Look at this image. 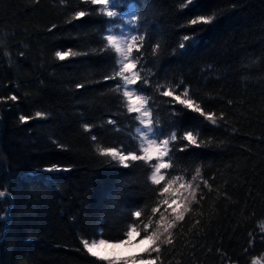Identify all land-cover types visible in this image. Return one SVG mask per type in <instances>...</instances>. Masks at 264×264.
I'll use <instances>...</instances> for the list:
<instances>
[{"label":"trees","instance_id":"obj_1","mask_svg":"<svg viewBox=\"0 0 264 264\" xmlns=\"http://www.w3.org/2000/svg\"><path fill=\"white\" fill-rule=\"evenodd\" d=\"M127 3L138 6L141 30L151 37L141 52L155 75L141 74L153 81L146 92L161 128L170 134L175 124L180 135L199 128L211 143L177 151L160 186L150 183L152 169L143 162L123 168L99 156L98 146L139 149L138 121L110 90L117 81L103 80L115 67L114 53L98 51L106 18L93 13L72 20L75 11L91 8L82 0H0V98L18 97L0 100V191H6L0 211L11 206V223L0 226V264H107L83 248L82 238L102 230L110 242L124 239L132 211L142 210L146 222L157 189L172 177L190 181L197 167V182L207 180L211 191L200 184L198 202L172 230L173 244L151 253L160 257L156 264H251L264 256V0H195L186 8V0ZM197 15L215 19L187 26ZM193 31L197 45L180 50L182 36ZM68 49L88 54L55 58ZM156 83L179 85L177 91L187 86L205 111L224 114L221 126L179 105L181 115L172 117ZM36 112L45 115L35 118ZM20 115L32 119L21 124ZM109 118L117 124L108 125ZM50 165L70 170L42 171ZM143 249L136 255L148 258Z\"/></svg>","mask_w":264,"mask_h":264},{"label":"snow or ice","instance_id":"obj_2","mask_svg":"<svg viewBox=\"0 0 264 264\" xmlns=\"http://www.w3.org/2000/svg\"><path fill=\"white\" fill-rule=\"evenodd\" d=\"M34 2L38 3L39 0H34ZM61 2L64 3L65 0H61ZM82 2L90 5L91 8L75 11L71 19L74 21L82 20L93 13L106 18L104 21L106 27L102 35L104 43L98 51L99 53H114L115 67L112 69L110 75L103 77V80L105 82L109 80L117 81L110 90L120 97V107L130 117L138 121L139 124L135 128L136 136L134 137L139 144L138 150H128L124 146H98L97 152L99 156L109 158L110 161L117 163L123 168H128L136 162H143L152 169L148 176L150 183L154 186H160L161 182L165 180L162 170L173 168L176 158L175 153L177 151L183 153L193 147L201 148L205 143H211V138L207 142L201 139L199 128L184 130L182 135L175 130V124L169 125L173 128L170 134H165L161 128V120L153 107L155 99L146 92L147 88L153 86V81L141 74L148 72L149 75H155L151 69L146 68L143 61L141 49L144 47L146 39L150 40L151 37L146 30H141L143 17L138 10V6L127 3V0H82ZM194 3L195 0H186V3L182 4V8H186ZM125 6H127V11H123ZM214 19L213 15H197L188 21L187 26L209 25L214 22ZM125 28L126 30H123ZM197 31L182 36V42L179 44L180 50H186L197 45ZM158 48V44L153 48L154 54ZM93 51L97 50L93 49ZM134 53L139 55H134ZM87 54L72 49L57 50L55 58L59 61H64ZM173 54H176L175 50ZM21 55L23 54L21 53ZM181 84H183V81H181ZM76 87L79 89L84 87V85L77 84ZM154 87L160 97L168 98L162 101V103L171 107L170 115L172 117L181 115L175 107L179 105L181 108L202 117L204 121H207L213 127L221 126L218 121L224 120V114L221 113L217 117L215 112L205 111L201 104L190 96L187 86L182 91H177L179 85L172 86L169 84L166 86L163 83H156ZM0 100L16 102L18 97L13 94L6 98H0ZM150 101L152 102L150 103ZM44 115V113L36 112L35 118H43ZM30 119L32 117L19 116L21 124L28 123ZM107 124L116 125L117 121L109 118ZM92 127V125L87 123L83 125L85 132H91ZM91 140L96 141L97 136L92 135ZM177 141H183L184 143L178 144ZM69 170V168L59 165H50L42 171L52 174ZM195 171L196 175L190 181L182 182V177H172L157 189L158 201L152 207L151 215L146 218V222L142 218V210L137 209L132 211L131 216L134 220L125 230L124 239L110 242L103 236L101 230L91 240L82 238L83 248L91 256L96 257L98 260L106 261L107 264H156V261L160 257L159 255L151 257V253L159 254L162 244H173L172 230L184 221L185 213L190 210L191 205L198 202L196 199L198 192L202 191L200 184L202 183L204 188H208L211 191V186L207 180L201 178L200 182H197V178L200 177V168L197 167ZM44 178L49 180L55 179L54 176ZM7 195L10 199V194ZM5 197L6 191H0V198ZM204 198V195H200L199 197L200 200ZM157 214L159 218L154 220L153 217ZM10 223L11 206L6 210L4 216H0V224H3L4 227H7ZM141 224L143 225L142 229L139 227ZM261 230L264 231V228ZM141 231L144 232V235L139 239L138 244L145 245L143 253H147L148 258H141L139 255H121L116 251L117 249H123L126 246L132 245L133 241L137 237H140ZM251 243L252 241L250 240L249 244L251 245ZM251 264H264V256L253 257Z\"/></svg>","mask_w":264,"mask_h":264},{"label":"rangeland","instance_id":"obj_3","mask_svg":"<svg viewBox=\"0 0 264 264\" xmlns=\"http://www.w3.org/2000/svg\"><path fill=\"white\" fill-rule=\"evenodd\" d=\"M123 30H126V28ZM142 247L143 245H139L138 243H136L130 246H126L123 249H117L116 251L120 253L121 255H136L143 249Z\"/></svg>","mask_w":264,"mask_h":264},{"label":"bare ground","instance_id":"obj_4","mask_svg":"<svg viewBox=\"0 0 264 264\" xmlns=\"http://www.w3.org/2000/svg\"><path fill=\"white\" fill-rule=\"evenodd\" d=\"M6 214V212L5 211H3V212H1L0 211V216H4ZM0 226L2 227V230L4 229L3 227H4V225L3 224H0ZM4 235H2V237H3ZM136 243H138V242H134L133 241V243L132 244H136ZM145 247V245H143V247L142 248H144Z\"/></svg>","mask_w":264,"mask_h":264}]
</instances>
